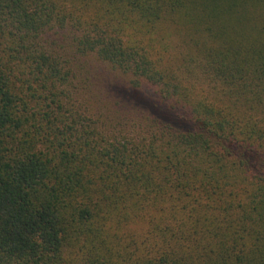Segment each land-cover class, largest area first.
I'll return each instance as SVG.
<instances>
[{
	"label": "trees",
	"instance_id": "1",
	"mask_svg": "<svg viewBox=\"0 0 264 264\" xmlns=\"http://www.w3.org/2000/svg\"><path fill=\"white\" fill-rule=\"evenodd\" d=\"M262 163L264 0H0V264H264Z\"/></svg>",
	"mask_w": 264,
	"mask_h": 264
},
{
	"label": "rangeland",
	"instance_id": "2",
	"mask_svg": "<svg viewBox=\"0 0 264 264\" xmlns=\"http://www.w3.org/2000/svg\"><path fill=\"white\" fill-rule=\"evenodd\" d=\"M61 36V35H59ZM57 39H59V37H56ZM101 71H106L107 74H110L108 72H110V69H104L101 68ZM117 90L118 88L120 89V85H116ZM156 89L154 88H144L141 91L137 92V93H132L130 96V100L135 103L138 107H141L143 109H145L146 111H149L151 113H155V114H160L162 116H164L167 119H173L168 112L164 110L163 107L158 106L157 104L153 103L154 102V98L156 97ZM153 98V99H152ZM133 99V100H132ZM262 165L264 166V163H262Z\"/></svg>",
	"mask_w": 264,
	"mask_h": 264
}]
</instances>
